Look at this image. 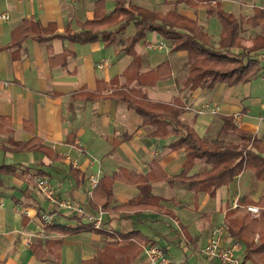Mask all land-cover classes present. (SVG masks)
Instances as JSON below:
<instances>
[{
    "label": "crops",
    "instance_id": "crops-1",
    "mask_svg": "<svg viewBox=\"0 0 264 264\" xmlns=\"http://www.w3.org/2000/svg\"><path fill=\"white\" fill-rule=\"evenodd\" d=\"M98 1L0 0V15L9 17L0 20V119L8 123L0 122V166L15 169L13 175L0 172V198L4 201L0 208V264H82L109 255L107 245L116 242L111 236L117 235L123 246L128 240L119 235L132 233L165 249L170 264H220L207 262L201 254L212 233L220 228L223 245L241 243L236 253L239 264H264V257L245 260L246 246L233 236L254 217L248 207L259 208V216L264 213V179L245 170L214 195L169 182L182 174L187 161L184 149L170 146L177 138L164 136L171 126L145 125L143 118L117 97L121 91H132L154 103L183 107L179 121L202 139L253 150L246 141L219 131L222 117H232L240 129L264 142L262 79L181 92L188 74L187 52H172L171 42L157 31L147 30L140 40L132 41L141 15L153 22L155 15L175 12L197 21L219 49L222 25L216 15H208V9L218 7L238 19L249 18L255 8L264 9V0H120L124 7L136 11L138 20L113 26L91 43L67 39L81 33L83 24L95 21ZM102 1L100 20L117 5V0ZM25 22L28 25L24 27ZM262 32V28L243 25L242 45L250 48ZM23 33L29 38L22 40ZM159 44L167 48L154 47ZM259 60L264 65V52ZM199 109L205 113L197 114ZM34 138H39L45 149L15 151L11 147L12 141ZM255 151L264 157V152ZM212 167L198 160L189 176ZM39 170L47 176L38 174ZM92 176L102 183L94 198L104 202L109 197L110 201L102 225L73 235L52 232L53 225L74 228L88 222L58 211L38 192L35 178H47L59 198L95 213L89 208L93 196L88 195V180ZM156 197L162 199L163 212L131 204L152 203ZM44 213L54 214L53 225H43ZM103 232L109 235L107 240ZM39 241L44 253L38 256L44 260L32 251ZM55 243L60 245L49 250ZM254 243H259V234ZM146 246L131 264H148L143 252Z\"/></svg>",
    "mask_w": 264,
    "mask_h": 264
},
{
    "label": "trees",
    "instance_id": "trees-1",
    "mask_svg": "<svg viewBox=\"0 0 264 264\" xmlns=\"http://www.w3.org/2000/svg\"><path fill=\"white\" fill-rule=\"evenodd\" d=\"M102 3V0L97 2V17L95 21L83 24L81 33L69 36L67 39L77 43H91L113 26L118 25L123 27L132 21L138 20L135 17L136 11L124 7L120 0H117L115 11L100 20ZM208 15H216L222 25V33L218 42L219 49L213 46L210 36L198 25L197 21L187 19L175 12L167 16L155 15V21L153 22L146 16L141 15L142 18L136 22L138 31L132 44L140 40L147 30H152L157 31L166 40L171 42L172 52H187L188 74L181 92L186 89L195 91L199 88L211 90L218 84L234 87L250 83L255 78L261 79L264 73V65L261 64L259 56L261 52H264V9L255 8L253 16L249 18L240 17V19L218 7L216 9L209 8ZM27 25L28 22L23 24L24 27ZM243 25L251 26L252 28H262L263 31L261 35H258L253 40V45L250 48H245L242 45L241 33ZM23 26L16 31L19 33ZM25 38H29L27 33L21 35L22 40ZM107 42L109 44L113 43V41L108 40ZM233 50H241V53H233ZM117 97L120 102L133 108L143 118L145 125L156 124L157 127L162 125L165 128L168 125L171 126L170 130H165L164 136L177 138L170 146L174 150L184 149L187 161L182 174L169 178V182H179L188 186L195 193L207 192L210 195H214L218 188L230 184L235 177L240 176L245 170H252L259 179H264V157H261L255 151L264 152V142L253 134L240 129L233 123L232 117H222L223 126L219 134L235 135L239 139L246 141L247 145L253 148V150H241L235 145L224 141H206L202 139L193 128L179 121L178 117L183 113V107L175 108L154 103L144 96L134 94L132 91H121L117 93ZM0 122L8 125L4 119H0ZM153 135L156 136L155 133ZM11 147L15 151H38L45 149L39 138H34L28 142L12 141ZM198 160H203L213 167L207 172L189 176L190 170ZM0 172L3 174L9 172L13 175L15 169L13 166L3 165L0 166ZM38 174L43 177L47 176L42 170H39ZM101 185L102 183L99 180L90 202L89 208L92 211H96L95 213L100 208L104 210L110 202L109 197L104 202H98L94 198V193ZM1 186L2 182L0 180V188ZM161 201V198L156 197L152 200V203L134 201L131 204L134 205L136 203L140 208L151 207L157 212H163V208L160 206ZM260 216V219L253 217L248 227L243 226L241 233L235 231L233 234L238 241H242L246 246L247 254L244 258L245 260H250L255 256L262 260L264 257V213L260 214ZM87 229L91 231L96 230L93 223L83 224L81 222L74 228L62 227L60 225H53L50 228L52 232H58L63 235H73ZM101 234L104 240H107L109 235L104 232ZM256 234H259L258 244L254 243ZM111 237L116 239V242H109L107 245L111 251L109 255L101 254L90 261H83L82 264H131L144 245H155L139 233L120 234L119 237L122 240H128L123 246L119 245L117 235ZM45 245L47 247V243ZM55 245L60 244H52L48 249L50 250ZM41 247L42 244L39 241L32 248V251L39 259L44 260L43 257L40 258L38 256L40 252L44 253Z\"/></svg>",
    "mask_w": 264,
    "mask_h": 264
},
{
    "label": "built area",
    "instance_id": "built-area-1",
    "mask_svg": "<svg viewBox=\"0 0 264 264\" xmlns=\"http://www.w3.org/2000/svg\"><path fill=\"white\" fill-rule=\"evenodd\" d=\"M215 4V3H214ZM8 15H0V20L8 19ZM157 47L159 50H164L167 48L166 44H159ZM102 64H98V68L102 67ZM264 81V73L261 77ZM197 114L203 115L205 113L204 109H199L196 111ZM236 120L240 119V115H236ZM89 190L88 195L91 197L93 191L96 188L99 179L98 177L92 176L88 180ZM34 186L40 194H42L52 205H54L58 211H63L75 215L76 217L88 222L93 223L95 228H99L102 225L103 217L105 211L99 209L97 213H92L87 211L83 206L77 205L70 200L61 199L57 193L56 188L52 183L43 177H36L34 180ZM60 186V185H59ZM0 208H4V201L0 198ZM247 211L254 217L259 216V208L248 207ZM43 225L51 226L54 224V214L44 213L41 216ZM222 229H218L212 233L211 239L208 244L201 250V254L207 262H218L220 264H239L236 258V253L241 250V243L235 242L232 245L222 244ZM146 262L148 264H170V260L167 256L165 249L159 247L158 245H148L143 249Z\"/></svg>",
    "mask_w": 264,
    "mask_h": 264
},
{
    "label": "rangeland",
    "instance_id": "rangeland-1",
    "mask_svg": "<svg viewBox=\"0 0 264 264\" xmlns=\"http://www.w3.org/2000/svg\"><path fill=\"white\" fill-rule=\"evenodd\" d=\"M212 3H213V5H214L215 2H212ZM210 6H212V4H210ZM212 7H213V6H212ZM257 79H258V78H257ZM235 117H236V116H235ZM235 120H236V118H235ZM22 159H25V155L22 156Z\"/></svg>",
    "mask_w": 264,
    "mask_h": 264
}]
</instances>
